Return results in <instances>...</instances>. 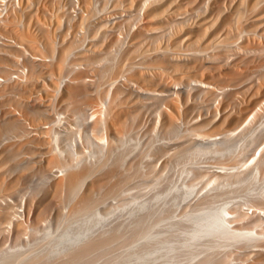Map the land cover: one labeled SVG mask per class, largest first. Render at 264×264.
<instances>
[{
	"label": "bare ground",
	"instance_id": "1",
	"mask_svg": "<svg viewBox=\"0 0 264 264\" xmlns=\"http://www.w3.org/2000/svg\"><path fill=\"white\" fill-rule=\"evenodd\" d=\"M179 250L264 264V0H0V264Z\"/></svg>",
	"mask_w": 264,
	"mask_h": 264
},
{
	"label": "rangeland",
	"instance_id": "2",
	"mask_svg": "<svg viewBox=\"0 0 264 264\" xmlns=\"http://www.w3.org/2000/svg\"><path fill=\"white\" fill-rule=\"evenodd\" d=\"M151 139H152V141L155 139L153 142L156 141V138H151ZM158 139H159V138H158ZM158 139H157V140H158ZM166 140H167V139H165V141H166ZM86 158H87V157H86ZM183 159H184V158H183ZM90 160H93V159H92V156H91V159H90V157H89V160H88V161H90ZM169 160H170V159H169ZM180 161H181V162H180ZM182 161H186V162H187L186 159H184V160L180 159L179 161H177V163H178L179 165H176V164H177L176 162H174V163H169V165H167L166 162H165L163 166L165 167V166L167 165V166H166L167 169H165L164 167H161L162 169L164 168V171L161 170V169H160V171L157 170V173H155V172H154L155 174L152 173L153 175H152V174H149L148 172H146L148 175H147V176H144V175H145V172H144V175H143L144 177L141 178V182H140V179L138 178V179H136V180H138V184H136V183H135V184H132L133 186L135 185L136 187L139 186V187H137V188H139V189H137V191H136V189H135L136 187L134 186V187H135V188H134V191H136V193H135V192L132 190V189H133V186H131V184H130V186L132 187L130 191H132V194L135 193L134 195H137V194L141 193L140 196H144V195H145L144 197H150V196L155 195V193H157V191H159V189H160V191H161V189L164 190V189H166L167 187L171 186V184H172V186H173V185L175 186L174 181H175L176 179H173V178H176V176H175V175H176L175 171L177 172L178 169H179V170H180V169L182 170L183 165H184V167L187 166V165H185V164H187V163H186V162H183V163H185V164H183ZM91 162H92V161H91ZM167 162H168V161H167ZM169 162H171V161H169ZM188 162H190V161H188ZM175 163H176V164H175ZM181 163H182V164H181ZM171 164H175L176 167H175V165L171 166ZM180 164H181V165H180ZM188 164H189V163H188ZM168 166H169V167H168ZM170 166H171V167H170ZM172 167H174V168H172ZM184 167H183V168H184ZM168 168H169V169H168ZM146 169H147V168H146ZM171 170H174V171H171ZM179 170H178V171H179ZM181 170H180V171H181ZM146 171H148V170H146ZM149 172H151V171L149 170ZM158 172H159V173H158ZM169 173H170V174H169ZM174 173H175V174H174ZM156 174H157V175H156ZM173 174H174V175H173ZM149 175H150V176H149ZM151 175H152V176H151ZM155 175H156V176H155ZM162 175H163V176H162ZM94 176H96V175H94ZM94 176H93L90 180H92V179L94 178ZM149 177H150V178H149ZM151 177H152V178H151ZM156 177H157L158 179H157ZM153 178H154V179H153ZM156 179H157V180H156ZM142 181H143V182H142ZM155 181H156V183H155ZM136 182H137V181H136ZM139 182H140V183H139ZM175 182H176V181H175ZM141 183H142V184H141ZM176 183H177V182H176ZM177 185H179V184L177 183ZM140 186H141V187H140ZM256 186H257V185H256ZM153 187H155V188H153ZM156 187L158 188V190H157ZM140 188H141V189H140ZM255 188H256V187H255ZM257 188H259V187H257ZM163 190H162V191H163ZM130 191H129V193H130ZM162 191H161V192H162ZM133 192H134V193H133ZM138 192H139V193H138ZM174 192H175V191H174ZM174 192H173V194H174ZM175 193H176V192H175ZM125 194H127V193H125ZM64 205H66V204H64ZM66 208H67V207H66ZM66 208H65V206L63 207V210H65V211H63V212H64L65 214L68 212V211H66V210H67V209L69 210V208H67V209H66ZM239 247H240V248H239ZM220 248H222V247H218V250H220V251H217V250H216V253H217V252L220 253V252L223 250V248H222V250H221ZM241 248H243V247H242V246L235 247V251H236V250H237V251H238V250H239V251H242ZM244 249H245V248H243V251L246 250V249H245V250H244ZM180 250H181V249H180ZM180 250H179V251H180ZM233 250H234V249H233ZM213 251H215V250H213ZM235 251H234V252H235ZM237 251H236V254H237ZM243 251H242V252H243ZM246 251H247V250H246ZM177 252H178V251H177ZM180 253H181V255H180ZM184 253H185V250H184V252L180 251V252L176 253V256H179V255H180V256H179L178 258H176V259H177L176 261L173 260L174 263L176 262L175 264H177V263H178V264H194L195 262L197 263V261H198V260H196V259H200V260H201V259H203V257H205L206 253L209 254V253H211V252H204V253L201 252V254H199V252H198V254H199L200 256L197 254L198 257H197V258L194 257L195 260H194L193 258H191V259H193V261L190 259V257H189L190 255H187V254H184ZM186 253H187V252H186ZM202 253H203V254H202ZM212 253L215 254V252H212ZM218 253H217V254H218ZM222 253H223V252H222ZM214 254H213V255H214ZM244 254H245V253H244ZM186 255H187V256H186ZM194 255L197 256L196 254H193V255H191V257H193ZM233 255H234V254H233ZM242 255H243V254H242ZM246 256H247V255H246ZM246 256H245V257H246ZM183 257H184V259H182ZM186 257H187V258H186ZM233 257H234V256H233ZM233 257H232V258H233ZM245 257L243 256V257H241V258H243L244 260H247L248 258L246 259ZM179 258H180V259H179ZM178 259H179V261H178ZM186 259H187V260H186ZM188 259H189V260H188ZM243 259H241V260H243ZM200 260H199V261H200ZM244 260L242 261L243 263L246 262V261H244ZM187 261H188V262H187ZM199 261H198V262H199ZM248 261H249V260H247V262H248ZM174 263H173V264H174Z\"/></svg>",
	"mask_w": 264,
	"mask_h": 264
}]
</instances>
